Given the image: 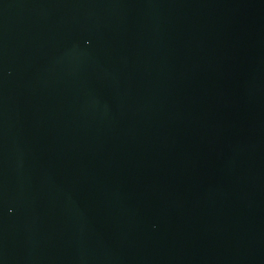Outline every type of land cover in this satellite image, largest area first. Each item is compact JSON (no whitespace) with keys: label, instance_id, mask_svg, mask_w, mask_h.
Listing matches in <instances>:
<instances>
[{"label":"water","instance_id":"95a60500","mask_svg":"<svg viewBox=\"0 0 264 264\" xmlns=\"http://www.w3.org/2000/svg\"><path fill=\"white\" fill-rule=\"evenodd\" d=\"M0 264H264V0H0Z\"/></svg>","mask_w":264,"mask_h":264}]
</instances>
